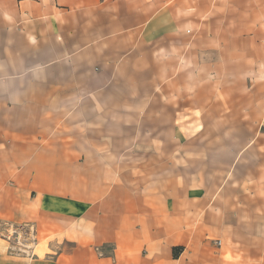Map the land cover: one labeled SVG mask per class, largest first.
<instances>
[{"label": "crops", "instance_id": "1", "mask_svg": "<svg viewBox=\"0 0 264 264\" xmlns=\"http://www.w3.org/2000/svg\"><path fill=\"white\" fill-rule=\"evenodd\" d=\"M235 11L260 35L229 30ZM243 40L264 76V0H0V229L46 242L0 238V264H264V81L231 82Z\"/></svg>", "mask_w": 264, "mask_h": 264}, {"label": "rangeland", "instance_id": "2", "mask_svg": "<svg viewBox=\"0 0 264 264\" xmlns=\"http://www.w3.org/2000/svg\"><path fill=\"white\" fill-rule=\"evenodd\" d=\"M246 13H244L243 11H235L234 13H230V17L233 20V28L229 30H234L236 33L241 31L240 36L246 38V36L249 35H260V29L259 28H251V27H246L244 29H242L241 27V23H244L243 20V15H245ZM239 24V28L238 29H234L235 28V24ZM246 32V34H245ZM231 51L234 52V66H235V77H231V82H234L235 85L237 86V88H244L245 90H249L251 89L253 86H258L259 85V80L264 81V76L259 77L258 75L254 76V71L253 68H258V61L257 60H246L244 59V57L247 55V53H251L252 57L253 55H257L258 54V45L254 44L252 42H248L246 40H243L241 42H239L238 44L234 45V49L233 47L231 48ZM241 54H243V56H241ZM251 72V73H250ZM244 73V74H243ZM250 73V75H249ZM249 75V76H247ZM235 80V81H234ZM254 88V87H253ZM204 117H207L208 119L211 117V113L209 111V109H207L204 113H203V120L204 123L197 125V128L200 127L202 130L207 131L210 130L212 127H214V125H211V123L205 122L207 121ZM256 124H250L247 125V129L250 130L252 133H254L257 129ZM234 129L236 132V137L234 140V147L237 149L239 147H241V145L243 144V140L241 138H239V136L237 135L238 132H242L244 130H246V125L243 126V124H235L234 125ZM23 239L21 240V242H19V246L17 245V242L15 240H11L10 243L13 245H17L19 247V251L17 250H12V248H10L11 244H9L8 242H5L6 247L8 248V252L13 253L14 255H21V256H25V257H30L33 253L34 255H39V256H43L42 253H44V249H46V242H44V244H42V242L44 241L43 237L40 235L38 236V240H37V236H36V242H33V236L32 237H24V235H22ZM26 238V239H25ZM28 238V239H27ZM262 237H252V241L254 239V243H258L259 239H261ZM2 239V238H1ZM3 240V239H2ZM14 242V243H12ZM38 248L35 249V252H33L34 249V244L38 243ZM216 244L219 245V241H216ZM43 247V248H42ZM24 251V252H23Z\"/></svg>", "mask_w": 264, "mask_h": 264}, {"label": "built area", "instance_id": "3", "mask_svg": "<svg viewBox=\"0 0 264 264\" xmlns=\"http://www.w3.org/2000/svg\"><path fill=\"white\" fill-rule=\"evenodd\" d=\"M22 235L28 238L33 236V242H36L37 234L33 226L3 224L2 228L0 229V238H2L5 242H8L9 244H11L10 241L13 239L17 242L18 245L19 242H21V240L23 239ZM17 245L11 244L10 248H12V250L19 251V245ZM35 245L36 243L34 244V246Z\"/></svg>", "mask_w": 264, "mask_h": 264}]
</instances>
